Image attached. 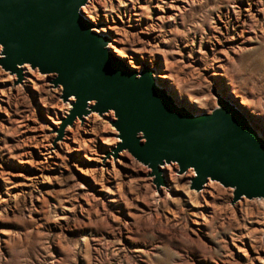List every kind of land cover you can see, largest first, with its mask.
<instances>
[{"label":"rangeland","instance_id":"1","mask_svg":"<svg viewBox=\"0 0 264 264\" xmlns=\"http://www.w3.org/2000/svg\"><path fill=\"white\" fill-rule=\"evenodd\" d=\"M93 2L83 10L127 63H150L194 112L215 107V88L264 136V0ZM34 70L15 83L0 65V264H264L263 198L232 203L219 181L196 193L176 162L159 194L127 150L107 158L113 111L54 146L69 102Z\"/></svg>","mask_w":264,"mask_h":264},{"label":"water","instance_id":"2","mask_svg":"<svg viewBox=\"0 0 264 264\" xmlns=\"http://www.w3.org/2000/svg\"><path fill=\"white\" fill-rule=\"evenodd\" d=\"M89 0H0V65L22 83L24 66L54 74L61 98L69 102L53 140L67 134L77 119L110 111L118 130L107 158L127 150L150 168L156 191L168 183L166 163L178 173L193 169L189 187L197 192L209 182L233 188L232 203L264 199V136L240 105L213 89L216 105L192 111L159 83L156 68L139 69L110 46L112 37L95 30L83 10ZM107 165V161H105ZM162 194V191H161Z\"/></svg>","mask_w":264,"mask_h":264},{"label":"bare ground","instance_id":"3","mask_svg":"<svg viewBox=\"0 0 264 264\" xmlns=\"http://www.w3.org/2000/svg\"><path fill=\"white\" fill-rule=\"evenodd\" d=\"M92 1H94L92 4H94L97 0H89L88 1V3L86 4V5H84L83 7H87ZM86 11H87V9H86ZM88 12V11H87ZM95 30H98V31H100V29L99 28H96L95 27ZM28 67L30 68L29 69V71H27L26 70V68L28 69ZM31 68V66H29L28 64H26L25 66H24V73H25V77L28 79V80H30V81H35L34 79H33V77H32V75L33 74H35V72L37 71V70H34V69H32ZM30 72V73H29ZM158 76H161V73H158L157 74ZM12 77V76H11ZM15 77V76H14ZM6 91V90H5ZM9 96V95H8ZM8 102H9V100H8ZM2 105L0 104V107H1ZM128 153V152H127ZM166 167V169H168L170 172H171V169H172V163H166L165 164V166H164V168ZM182 175H184V174H182ZM181 175V176H182ZM215 183V181L214 180H210L208 183H207V186L210 184V183ZM196 193H197V191H195Z\"/></svg>","mask_w":264,"mask_h":264}]
</instances>
